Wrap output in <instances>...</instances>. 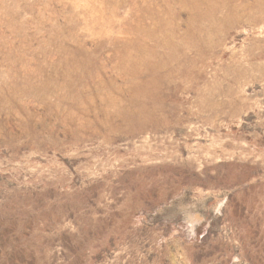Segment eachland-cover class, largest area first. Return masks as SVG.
Masks as SVG:
<instances>
[{
	"label": "rangeland",
	"instance_id": "obj_1",
	"mask_svg": "<svg viewBox=\"0 0 264 264\" xmlns=\"http://www.w3.org/2000/svg\"><path fill=\"white\" fill-rule=\"evenodd\" d=\"M0 264H264V0H0Z\"/></svg>",
	"mask_w": 264,
	"mask_h": 264
}]
</instances>
